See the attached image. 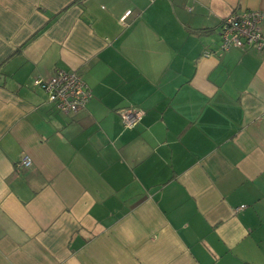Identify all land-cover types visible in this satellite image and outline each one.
<instances>
[{
    "label": "crops",
    "instance_id": "crops-1",
    "mask_svg": "<svg viewBox=\"0 0 264 264\" xmlns=\"http://www.w3.org/2000/svg\"><path fill=\"white\" fill-rule=\"evenodd\" d=\"M250 9L0 0V264H264V50L219 49ZM58 69L91 92L76 112L33 84Z\"/></svg>",
    "mask_w": 264,
    "mask_h": 264
},
{
    "label": "built area",
    "instance_id": "built-area-1",
    "mask_svg": "<svg viewBox=\"0 0 264 264\" xmlns=\"http://www.w3.org/2000/svg\"><path fill=\"white\" fill-rule=\"evenodd\" d=\"M130 13L131 11L127 10L119 20L123 22ZM262 19L264 12L257 9L230 11L220 23L219 49L221 51H228L231 48L264 50V32L260 27ZM33 84L41 88L53 108L62 113L78 111L91 97L89 88L76 71L58 69L47 79L35 77ZM142 114L141 109L134 107L119 110L122 125L126 129L133 128ZM31 165V157L23 153L16 161L15 168L23 169Z\"/></svg>",
    "mask_w": 264,
    "mask_h": 264
},
{
    "label": "trees",
    "instance_id": "trees-1",
    "mask_svg": "<svg viewBox=\"0 0 264 264\" xmlns=\"http://www.w3.org/2000/svg\"><path fill=\"white\" fill-rule=\"evenodd\" d=\"M242 264H252V263H249V262H244V263H242Z\"/></svg>",
    "mask_w": 264,
    "mask_h": 264
}]
</instances>
